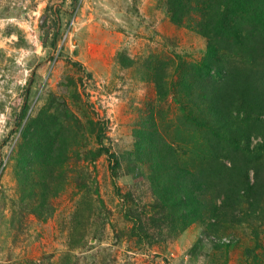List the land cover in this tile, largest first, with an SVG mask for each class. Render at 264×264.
<instances>
[{
  "label": "rangeland",
  "instance_id": "374dc122",
  "mask_svg": "<svg viewBox=\"0 0 264 264\" xmlns=\"http://www.w3.org/2000/svg\"><path fill=\"white\" fill-rule=\"evenodd\" d=\"M203 1L220 0H191L175 22L171 0H0V264H264V201L259 213L238 212L241 222L230 215L214 223L209 237L203 223L181 231L156 206L148 164L132 154L134 133L152 114L186 167L209 166L212 136L172 94L182 73L204 59ZM237 24L257 31L243 16ZM251 55L253 62L229 64L257 75L264 90V53ZM158 66L164 99L152 77ZM101 130L119 160L115 176L109 155L90 154L101 147ZM39 138L50 141L51 158L33 156ZM136 224L146 227L143 242Z\"/></svg>",
  "mask_w": 264,
  "mask_h": 264
},
{
  "label": "trees",
  "instance_id": "16d2710c",
  "mask_svg": "<svg viewBox=\"0 0 264 264\" xmlns=\"http://www.w3.org/2000/svg\"><path fill=\"white\" fill-rule=\"evenodd\" d=\"M171 1L175 22L186 14L188 7H193L191 0ZM202 4L204 9L201 3L199 7L205 19L198 23V30L207 40L206 53L203 60L182 73L172 94L186 118L205 127L212 136L209 166L197 169L198 173L186 167L177 149L161 137L152 114L135 131L132 154L139 165L149 166L152 194L157 208L165 214L164 219L173 221L181 231L195 223H203L205 235L209 237L214 223L230 215L239 221L237 214L244 207L249 215L259 213L264 201V179L260 167L264 158V140L253 144L255 137L264 138V90L258 87L260 80L257 75L229 64L240 63L237 59L248 56L253 62L252 53H264V0H220L207 5L203 1ZM58 10H55L57 16ZM239 16H243L257 31L244 33L237 24ZM55 31L58 33L60 26ZM48 35L49 31H46V38ZM52 44L56 46V39ZM164 68L158 66L152 74L161 99L168 94ZM29 109L26 99L16 116L18 131ZM30 127L24 138L31 132ZM105 138L101 130L98 134L101 147L90 154L96 158L104 153L109 155L114 162L111 168L115 176L120 167L119 160L104 145ZM43 140L45 142L40 138L33 142L37 147L33 156L42 154L49 159L53 156L51 151L46 153L50 141ZM64 151L60 149L55 157L61 159ZM33 156L25 155L22 164L30 165ZM142 226L136 224L133 229L141 242L148 238L146 227ZM254 231L258 229L254 228ZM252 251L254 249L247 250L249 254Z\"/></svg>",
  "mask_w": 264,
  "mask_h": 264
}]
</instances>
